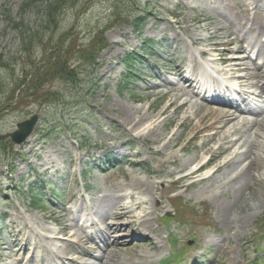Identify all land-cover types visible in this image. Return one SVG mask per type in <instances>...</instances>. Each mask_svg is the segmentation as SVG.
<instances>
[{
  "label": "rangeland",
  "instance_id": "374dc122",
  "mask_svg": "<svg viewBox=\"0 0 264 264\" xmlns=\"http://www.w3.org/2000/svg\"><path fill=\"white\" fill-rule=\"evenodd\" d=\"M26 1L0 0V136L13 132L18 123L34 115L40 118L34 135L23 146L0 140V264H15L19 259L22 264H31L34 252L52 263L53 252L44 257L50 245L70 260H80L81 250L89 248L93 255L86 259L87 263L97 264V256L103 255L107 264L145 261L158 264L169 250L166 231L175 226L194 229L182 233L179 240L181 245L194 242L189 258H202L199 264H253L263 259L264 239H258L262 235L257 227L264 216L263 183H255L246 192L255 194L250 198L247 195L249 205L255 210L248 211L246 205L232 206V210L223 214L222 206L232 201L235 189L223 195L227 201L213 202L199 198L207 194L208 191L203 193L207 188L185 191L190 181L171 185L178 178L177 165L189 159L196 162L204 149L212 154L216 152L213 148L218 138L213 134L220 131L221 123L212 124L211 116L205 118L213 111L209 108L198 109L194 116L190 111L171 106L174 97L170 86L174 90L178 86L186 88L178 81V74L198 47L191 41L196 35L208 38L201 46L205 49L223 53L226 43L231 44L229 51L235 49L232 27L216 30L222 16L211 7L223 6L227 10L226 1L235 7L238 2V7L243 5V1L77 0L76 5L63 11L53 36L42 34L43 39L35 38L31 45L22 44V33L40 28L42 9L23 14L20 7ZM254 2L258 15L264 17V0ZM225 15L230 17L229 12ZM239 15H245L242 7ZM23 17L25 20L20 23ZM138 17L145 18L139 31L133 24ZM127 19L129 23L125 22ZM262 32L256 35L257 42ZM97 33L98 41L102 37L110 47L100 55L94 68L82 63L85 59L82 52L89 49L88 44ZM146 40L153 41L154 49L144 43ZM55 46V51L60 49V57L71 48L68 66L74 67L77 80L66 84L68 80L59 77L38 90L27 89L28 78L36 72L40 76ZM134 51H143L153 61L136 63L134 71L138 76L127 83L124 57ZM214 56L219 57L216 53ZM173 57L177 59L174 64L169 61ZM54 59L55 56L49 62ZM170 81L175 84L169 85ZM55 97L62 98L59 105L54 104ZM140 119L143 122L136 125ZM149 124L153 128L150 133L144 131ZM203 129L206 132L198 136ZM174 135L176 141L170 149H165ZM175 146L184 147L186 152L177 158L170 157ZM224 149L216 153H228ZM106 157L123 162L114 163L108 170L93 171L100 161L105 165ZM221 162L214 166H221ZM226 173L230 170L226 169ZM42 181L50 188L43 196L51 201L45 200L47 203L34 209L30 198L38 192ZM30 186L34 193L28 189ZM149 188L156 191L153 201L147 204L144 201L150 194L144 193ZM62 190L66 197L57 201ZM131 194L134 204L141 203L137 210L127 218H113V213L122 211L121 205H127ZM173 197L178 200L177 206L171 203ZM183 205L188 210L178 223L173 218ZM200 205H205L206 212L199 211ZM151 206L161 210L151 214L148 208ZM241 210H246L248 215L243 216L245 212ZM189 211L199 215L194 218ZM201 213L205 216H200ZM87 215L96 222L93 229L96 236L85 237L79 245L71 236L76 239L75 232L81 230L77 223L85 222ZM143 216L151 218L150 224L144 226H148V231L152 229L151 234L139 232L138 218ZM162 217L167 219L168 223L164 222L167 228L161 224ZM118 222L121 223L111 225ZM183 222L192 224L185 227ZM114 227L120 229L116 236ZM89 230L84 228L82 236H87L85 231ZM143 235L150 237L159 249L154 250Z\"/></svg>",
  "mask_w": 264,
  "mask_h": 264
},
{
  "label": "bare ground",
  "instance_id": "6f19581e",
  "mask_svg": "<svg viewBox=\"0 0 264 264\" xmlns=\"http://www.w3.org/2000/svg\"><path fill=\"white\" fill-rule=\"evenodd\" d=\"M247 12V10H245ZM222 18L218 22V26H215L216 30H223L233 27L238 31L236 34V38L248 39L250 41V46H255L259 49V55L262 56L264 54V44L257 42L256 35L264 31V17L258 16V11H255V15L257 16L255 19L251 20L254 23V26L251 30H247L246 26L250 23V20H247V14L243 17H228L222 11L219 12ZM220 26V27H219ZM228 32H226L227 34ZM264 32H262L261 36ZM207 38H203L201 36H195L193 42H203L206 41ZM264 57V56H263ZM262 57V59H264ZM191 62L194 64L195 74L204 75L205 77L210 76V91L215 93L216 95H221V93H228L231 89L238 88L234 83L233 79L237 81L240 86V90L243 92V96H245V102L241 108L232 109L231 104L225 100L219 99L215 104L219 105V107H215L209 104L204 103V99L193 100L196 96V93L193 91L192 84L186 78H181L180 83L186 85V88L182 86H178L176 90H174V86H170V94L173 95L174 99L171 102V106H176V108L180 111H190L191 114L196 116L198 113V109L200 108H209V110H213L212 112H208L205 118H209L212 124L221 123L220 131L215 132L213 136L218 138V143L222 146L227 145L226 150H228V155L222 166H219L215 172H213L208 179H200L196 182L198 187L207 188L203 189V193L206 191L207 194L200 196L199 198H205L210 194L213 196L210 198L212 201H227L223 199V195L227 194L228 190L235 189L233 194L232 201L226 203L222 206L221 214L229 212L232 210V206H245L248 211L255 210L253 205H249L248 201L250 197H254L255 194L248 193V188H252L255 183H258L256 179L255 172L259 170L260 167L264 168V60L261 66H257L251 68L250 66L246 67L244 64H240L237 61H234L230 64H227L223 68H215L216 77H213L210 71L202 66L198 65L194 59V56H191ZM218 62V61H217ZM219 63V62H218ZM223 63V62H222ZM220 64V63H219ZM244 67V68H243ZM253 69L256 73H253ZM181 76V71H179V77ZM209 79H206V81ZM224 82L225 85L223 84ZM207 84V83H206ZM203 94V93H202ZM208 93L205 92L203 96L206 98ZM191 99L193 104H191ZM252 101L256 106L254 108L253 104L248 101ZM199 107V108H198ZM128 114V113H127ZM254 114L257 116L255 120L248 123V115ZM201 121V120H200ZM143 122V119H140L136 125ZM152 124L146 126L144 131H151ZM206 130V129H205ZM155 129L152 131L154 132ZM209 131V130H208ZM177 136L174 135L169 140L168 144L165 146V149H170L172 147V143L175 142ZM204 141L202 142V148L204 147ZM176 147V146H175ZM174 147V148H175ZM174 148H171L172 150ZM206 148H208V143L206 144ZM225 150V149H224ZM204 151H208V149H204ZM205 152L202 157L196 161L194 170L189 172L184 176V178H189L197 174L203 167L206 166ZM172 157V155H170ZM194 159H189L185 164L177 165V174L182 173L187 167H189L193 163ZM174 162V161H173ZM226 169L230 170V173H226ZM222 171L224 173L222 174ZM256 182H255V180ZM259 182H264V176ZM137 183V181H136ZM223 190L222 192H216ZM155 188H149L145 191L144 195H149ZM264 194V192H263ZM247 195L249 198H247ZM264 199V196L262 197ZM128 204L122 207V212L120 214L113 213V215H119V218H127L129 215H132L135 209L138 208L139 204ZM161 208H159L160 210ZM150 210V207H149ZM245 212L243 215L247 216L248 212L246 210H241ZM149 216V215H148ZM147 216V217H148ZM72 219V218H71ZM74 223V219H72ZM92 222L86 218V223ZM151 218H145L141 222V227L144 230L148 231V226H145V223L150 224ZM75 224V223H74ZM147 224V225H148ZM73 226V225H71ZM82 230H77L75 232L76 239L71 236L72 241L79 243L84 241L85 236H82ZM150 230V229H149ZM109 234H112L113 231L111 227H109ZM45 238V236H44ZM81 240V241H80ZM52 246V245H50ZM54 247V246H52ZM50 247V248H52ZM87 250H81L79 253V257H91L92 254H86ZM58 258L61 257L60 253H54ZM53 255V257H55ZM17 264H21L19 260H17ZM35 259L32 260V262ZM36 263V262H33ZM53 264V263H51ZM75 264H86L85 262H81L77 260ZM90 264V263H89ZM99 264H107L104 258L99 260Z\"/></svg>",
  "mask_w": 264,
  "mask_h": 264
},
{
  "label": "trees",
  "instance_id": "16d2710c",
  "mask_svg": "<svg viewBox=\"0 0 264 264\" xmlns=\"http://www.w3.org/2000/svg\"><path fill=\"white\" fill-rule=\"evenodd\" d=\"M77 3V0H27L22 6H21V12H26L27 10L33 8L35 5L44 6V18H46L44 26L41 28V30L37 31H26L22 34V41L24 44L29 43L32 44L31 40H34L35 38L40 41L42 38V35L45 31L49 30L53 25H56L58 22V17L60 12L64 8L65 3ZM142 21V19H138L135 24H138ZM128 22V20H126ZM18 26V25H17ZM136 26V25H135ZM138 27V25H137ZM37 35V36H36ZM95 40V39H94ZM92 41L90 43L89 49L87 51H83L82 53L85 56V59L83 60L85 63L90 64L91 66L96 63L97 59L99 58L100 53L108 48V44L104 38L101 37L100 41ZM26 42V43H25ZM99 44L100 46L98 47ZM62 48V47H61ZM74 48V47H73ZM62 51V49H61ZM54 54H51V59L53 56H55V59L48 62L43 65V69L41 70L40 76L37 77V72L32 76L30 81L28 82V87H32L33 90H38L41 87V84L44 85V83L53 81L56 78L61 77L62 79L68 80V81H76L77 75L75 74L74 70L72 68H69L68 66V57L71 53V48L69 47V50L66 52L63 57H60L59 51L53 52ZM50 64V65H49ZM48 67L47 70H45ZM24 85V84H23ZM33 203H36L34 200Z\"/></svg>",
  "mask_w": 264,
  "mask_h": 264
},
{
  "label": "water",
  "instance_id": "95a60500",
  "mask_svg": "<svg viewBox=\"0 0 264 264\" xmlns=\"http://www.w3.org/2000/svg\"><path fill=\"white\" fill-rule=\"evenodd\" d=\"M38 118L35 116L30 121H26L22 124L18 125V131L15 133L8 135L7 137H11L13 142L17 144H22L32 133L34 126L37 123ZM4 139V137H2Z\"/></svg>",
  "mask_w": 264,
  "mask_h": 264
}]
</instances>
